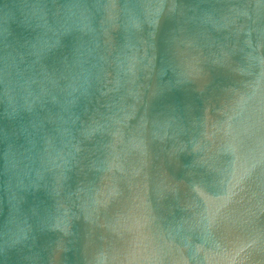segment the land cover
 I'll return each instance as SVG.
<instances>
[{"label":"water","instance_id":"water-1","mask_svg":"<svg viewBox=\"0 0 264 264\" xmlns=\"http://www.w3.org/2000/svg\"><path fill=\"white\" fill-rule=\"evenodd\" d=\"M0 264H264V0H0Z\"/></svg>","mask_w":264,"mask_h":264}]
</instances>
